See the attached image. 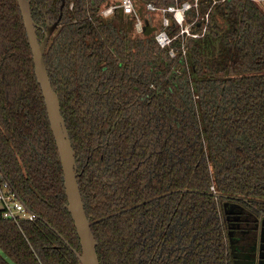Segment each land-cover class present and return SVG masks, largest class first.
<instances>
[{
    "label": "trees",
    "instance_id": "1",
    "mask_svg": "<svg viewBox=\"0 0 264 264\" xmlns=\"http://www.w3.org/2000/svg\"><path fill=\"white\" fill-rule=\"evenodd\" d=\"M112 0H30L44 63L75 152L99 264H232L223 211L264 218V12L223 0L181 55ZM186 0H177L180 4ZM199 8L203 15L209 5ZM117 16V14L115 13ZM170 19L168 35L177 33ZM0 169L32 221L0 217V264H80L63 177L16 0H0Z\"/></svg>",
    "mask_w": 264,
    "mask_h": 264
},
{
    "label": "water",
    "instance_id": "2",
    "mask_svg": "<svg viewBox=\"0 0 264 264\" xmlns=\"http://www.w3.org/2000/svg\"><path fill=\"white\" fill-rule=\"evenodd\" d=\"M16 1L20 11L29 49L32 55L34 75L40 87L41 95L45 105L46 116L50 126V131L54 139V143L60 161V167L63 177V186L67 200L65 208L73 221L74 228L76 230V234L80 244L81 252L77 253L74 251V254L80 264H99V260L96 253L97 242L95 241V238L91 231V227L95 222H89L85 215V210L79 191V186L77 183L75 152L71 145L65 121L61 115L60 102L58 96L52 89L44 63V53L46 51V47L48 45L51 35L59 25L60 16L54 23H47L46 30L43 34V39L39 41L36 34L37 26L31 16L30 0ZM61 7H63V0ZM137 11L144 24L142 34L146 36L151 35L153 31L150 28L148 22L145 21L143 18V6H140ZM115 13L117 14V16L115 15ZM114 16L116 18L122 19L124 15L122 14V11L118 9L114 12V15H112V17ZM126 17L128 18V21L131 20L130 16ZM0 171L2 172L1 169ZM2 175L7 181L3 172ZM234 206L235 205L232 203L225 202L223 204L224 214L227 216L234 215L233 210H231ZM27 211L31 213L28 209ZM258 232L260 235V246L258 252V259L260 264L261 261L264 260V220L262 221V225ZM230 236L231 235L229 234V237ZM234 250L235 246H233L230 242V251L232 258H235ZM234 264H237V261L234 262Z\"/></svg>",
    "mask_w": 264,
    "mask_h": 264
},
{
    "label": "built area",
    "instance_id": "3",
    "mask_svg": "<svg viewBox=\"0 0 264 264\" xmlns=\"http://www.w3.org/2000/svg\"><path fill=\"white\" fill-rule=\"evenodd\" d=\"M136 0H112L111 4L104 8L100 15L102 17L111 16L116 10L120 9L124 16H130L133 29L136 34L143 32V21L135 8ZM223 0H210L207 11L201 15L200 6L207 4L203 0H186L180 4L174 0V4L163 6L159 3L144 1V10L148 13H158L160 15L162 28L154 33L155 43L162 49H168L171 56H174L173 42L179 46L181 55L186 53V43L190 40L202 38L206 32L209 22V12L218 2ZM170 19L177 26V33L171 37L166 28L169 26ZM0 217L5 220L18 222L19 220L32 221L34 214L29 213L26 207L16 197V194L9 182H7L0 171Z\"/></svg>",
    "mask_w": 264,
    "mask_h": 264
},
{
    "label": "flooded vegetation",
    "instance_id": "4",
    "mask_svg": "<svg viewBox=\"0 0 264 264\" xmlns=\"http://www.w3.org/2000/svg\"><path fill=\"white\" fill-rule=\"evenodd\" d=\"M65 0H63L64 7ZM62 6V0H61ZM60 8L62 9L63 7ZM61 18V14L59 15ZM57 21V20H56ZM60 21V20H59ZM47 26V23H46ZM46 26H38L44 34ZM59 26V25H58ZM115 28L120 29V25L114 23ZM58 28V27H57ZM56 28V29H57ZM55 29V30H56ZM134 30V29H133ZM54 33V32H53ZM52 36V35H51ZM232 207L234 215H226L225 223L227 229V240L230 251V242L235 246L232 264L237 261V264H259L258 252L260 246V235L258 230L262 225L264 218H258L254 212L246 209L240 204H234ZM229 234L231 235L229 237ZM231 255V251H230ZM236 259V260H235ZM260 264H264V260Z\"/></svg>",
    "mask_w": 264,
    "mask_h": 264
},
{
    "label": "rangeland",
    "instance_id": "5",
    "mask_svg": "<svg viewBox=\"0 0 264 264\" xmlns=\"http://www.w3.org/2000/svg\"><path fill=\"white\" fill-rule=\"evenodd\" d=\"M257 2V5L263 10L264 12V0H255ZM145 16H149L151 21H159L160 20V15L158 13H150V14H146ZM127 18V17H126ZM111 21H113V23H117L115 16L110 18ZM128 19V18H127Z\"/></svg>",
    "mask_w": 264,
    "mask_h": 264
}]
</instances>
